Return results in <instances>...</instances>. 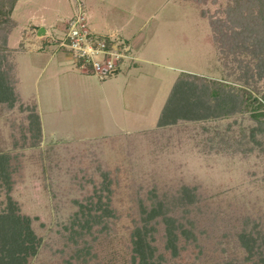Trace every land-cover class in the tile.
Here are the masks:
<instances>
[{
    "label": "rangeland",
    "instance_id": "374dc122",
    "mask_svg": "<svg viewBox=\"0 0 264 264\" xmlns=\"http://www.w3.org/2000/svg\"><path fill=\"white\" fill-rule=\"evenodd\" d=\"M261 8L255 0L17 1L1 55L0 216L14 211L40 240L26 264H140L136 230L145 225L160 264H256L236 232L264 236V126L250 108L215 106L206 118L166 124L163 115L187 75L264 99ZM79 10L123 53L118 72L101 75L61 48ZM230 15L239 24L228 41L214 28ZM186 188L195 197L187 209L178 201ZM159 205L192 220L195 239L177 229L178 249L186 247L177 255L163 216L143 221Z\"/></svg>",
    "mask_w": 264,
    "mask_h": 264
},
{
    "label": "trees",
    "instance_id": "16d2710c",
    "mask_svg": "<svg viewBox=\"0 0 264 264\" xmlns=\"http://www.w3.org/2000/svg\"><path fill=\"white\" fill-rule=\"evenodd\" d=\"M17 1L18 0H0V92H3L6 88L5 79L3 77L5 73L2 68L1 55L7 48L6 41L9 31L14 25L12 13ZM255 1L257 3L259 1L262 6L260 14L264 22V0ZM231 16L232 15H230V18L228 19L218 21L216 27L214 28L228 41L230 40L229 38H232L233 34L237 33L233 27L235 24H239V22L237 23ZM225 27L227 28L226 30H224ZM229 30H232L233 33H229ZM262 38L264 44V30ZM236 46L237 44L235 45V43L233 46L230 45L228 49L229 52H235L236 49H239V47ZM263 57L260 58V66H258L261 70V73L264 71ZM187 76L184 78H179L175 84V88L173 89L165 105V113L163 115L164 120L162 119L165 122L164 124H166V120H169V116L172 117L170 121H173V123L176 122L178 117H185L187 119L202 117L206 118L208 116L206 111L210 113V110H213L216 106L219 108L221 107L225 111H243L250 108L252 111L251 117L258 121L261 125V128H263L264 99L259 100L247 90H243L242 93V91L239 89L237 90V94L229 92L222 87L223 85L220 84L219 81L216 80L209 82L213 84L211 86L201 76H192L191 79H189ZM185 85L187 86L186 91ZM194 200V194L192 195L188 188L184 189L182 195L178 198V201H180L186 209L189 207L188 205L194 202ZM160 206L161 205L156 206V208L149 211L147 218L145 217L143 221L145 222L146 220V224L151 221L157 223L155 220L156 216L162 215L167 226V247L170 248L173 255H177L180 249H186L185 246H182L178 249L177 243L179 241V234L177 233V229L181 231V234L186 236V239L194 240L195 235L192 232L193 227L190 225L192 220L190 219L188 224L185 225V223L180 221V219L168 216L167 212L163 211V207ZM94 218H97V216L94 215ZM89 222L90 218H86L84 222L82 221L79 223L82 230L85 228L89 229ZM143 228V230H141L142 228H137L136 230L138 237L136 251L140 256V264H160L157 261H154V248L147 241L146 236L148 234L149 228H147V225H145ZM236 233L239 241H241V243L247 248V251L250 254L248 257H253L252 255L254 253L256 260H258L256 261V264H264V236L259 239L258 237L260 236L254 237L244 229ZM224 236L229 235L224 233ZM39 246L40 240L36 238L35 234L33 233L32 229H30L29 224L24 218L14 213V211H9L6 215L0 216V264H26L30 256L37 254ZM159 256L160 258L163 257L161 255Z\"/></svg>",
    "mask_w": 264,
    "mask_h": 264
},
{
    "label": "built area",
    "instance_id": "2783aa9c",
    "mask_svg": "<svg viewBox=\"0 0 264 264\" xmlns=\"http://www.w3.org/2000/svg\"><path fill=\"white\" fill-rule=\"evenodd\" d=\"M81 13L82 11L77 14V18L73 17L66 24L64 37L60 42L61 48L71 51L79 64L88 66L101 75L107 76L118 72L121 67L120 61L124 58L123 53L118 52L111 39L90 31ZM114 57L115 62L112 61Z\"/></svg>",
    "mask_w": 264,
    "mask_h": 264
},
{
    "label": "crops",
    "instance_id": "0c3cea01",
    "mask_svg": "<svg viewBox=\"0 0 264 264\" xmlns=\"http://www.w3.org/2000/svg\"><path fill=\"white\" fill-rule=\"evenodd\" d=\"M93 26V25H92ZM94 29H95V27H94ZM96 30V29H95ZM97 32H99V31H97Z\"/></svg>",
    "mask_w": 264,
    "mask_h": 264
}]
</instances>
